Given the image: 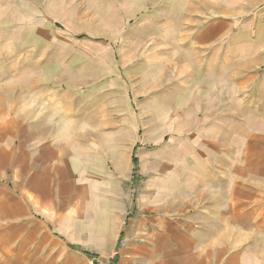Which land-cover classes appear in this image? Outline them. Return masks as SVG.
I'll return each mask as SVG.
<instances>
[{"label":"crops","instance_id":"0c3cea01","mask_svg":"<svg viewBox=\"0 0 264 264\" xmlns=\"http://www.w3.org/2000/svg\"><path fill=\"white\" fill-rule=\"evenodd\" d=\"M164 7L181 93L175 109L159 99L157 148L117 96L85 94L51 49L0 33V264H264V0Z\"/></svg>","mask_w":264,"mask_h":264},{"label":"rangeland","instance_id":"374dc122","mask_svg":"<svg viewBox=\"0 0 264 264\" xmlns=\"http://www.w3.org/2000/svg\"><path fill=\"white\" fill-rule=\"evenodd\" d=\"M164 1L173 0H0V33H19L23 46L29 47L35 39L39 47L51 49L56 60L62 58L64 64L68 63L71 83L85 84V94L95 98L117 96L119 107L132 115L128 118L140 130L141 142L157 148V130L153 123L150 125L153 114L160 105L176 108L174 95L179 97L181 93L177 94L176 87L181 82V70L174 68L181 56L172 52L176 42L172 39L174 12L164 7ZM164 32L169 36L167 43L159 36ZM89 89L94 92L88 94ZM168 95L172 103L164 105L159 99ZM189 96L182 97L183 102L189 101L197 112L201 111ZM147 117L148 126L147 120L143 124ZM192 121L193 125L182 121L186 128L183 134L195 131L196 120ZM173 125L174 120L168 122L170 128L163 141L166 149L179 138ZM143 130L149 133L144 137L150 141L142 136Z\"/></svg>","mask_w":264,"mask_h":264},{"label":"built area","instance_id":"2783aa9c","mask_svg":"<svg viewBox=\"0 0 264 264\" xmlns=\"http://www.w3.org/2000/svg\"><path fill=\"white\" fill-rule=\"evenodd\" d=\"M89 264H115L114 256L92 255L89 259Z\"/></svg>","mask_w":264,"mask_h":264},{"label":"trees","instance_id":"16d2710c","mask_svg":"<svg viewBox=\"0 0 264 264\" xmlns=\"http://www.w3.org/2000/svg\"><path fill=\"white\" fill-rule=\"evenodd\" d=\"M137 162L136 158H135V163Z\"/></svg>","mask_w":264,"mask_h":264}]
</instances>
